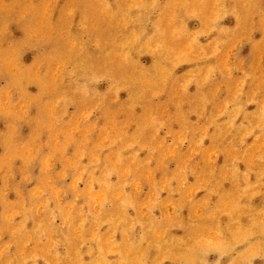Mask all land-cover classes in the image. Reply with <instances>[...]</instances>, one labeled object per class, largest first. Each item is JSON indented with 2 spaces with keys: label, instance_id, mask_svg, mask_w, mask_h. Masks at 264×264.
Returning a JSON list of instances; mask_svg holds the SVG:
<instances>
[{
  "label": "rangeland",
  "instance_id": "374dc122",
  "mask_svg": "<svg viewBox=\"0 0 264 264\" xmlns=\"http://www.w3.org/2000/svg\"><path fill=\"white\" fill-rule=\"evenodd\" d=\"M0 264H264V0H0Z\"/></svg>",
  "mask_w": 264,
  "mask_h": 264
}]
</instances>
